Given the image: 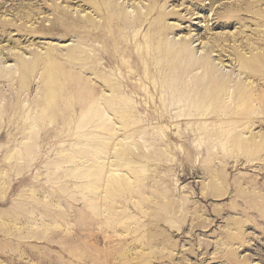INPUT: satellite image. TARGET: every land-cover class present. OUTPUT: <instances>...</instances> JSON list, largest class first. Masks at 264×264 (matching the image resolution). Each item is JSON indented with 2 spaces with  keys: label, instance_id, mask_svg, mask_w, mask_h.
<instances>
[{
  "label": "rangeland",
  "instance_id": "374dc122",
  "mask_svg": "<svg viewBox=\"0 0 264 264\" xmlns=\"http://www.w3.org/2000/svg\"><path fill=\"white\" fill-rule=\"evenodd\" d=\"M95 1L96 4L92 0H0V69L5 70L7 65L17 67L19 58L32 61L36 53L45 56L49 47L55 48L53 52L63 63L66 57L60 56L59 51L64 54L67 47L79 41L84 42V50H92L90 55L97 58L98 50L111 43L106 44L101 35H95L103 30L108 36L112 32L92 12L93 6L104 9L107 3L122 5L123 16L130 21L136 11L153 7L152 14L146 17L147 24L125 28L114 39L115 45L131 43L129 48H123L119 58L130 61L129 53L136 54V34L145 51L150 40L157 42L150 29L157 21L162 30L167 29L164 35L168 39L191 43L196 56L210 54L221 74L232 75L236 82L240 73L242 77L250 76L247 83H252L253 108L261 125H254L243 138L253 144L255 138L250 133L264 137V0ZM59 15H64L62 20ZM76 20L85 28L66 35L43 30ZM241 57H256L258 61H247L250 68L241 70ZM44 67L33 73L30 85L21 91L15 81L9 85L7 78L0 79L3 99L18 96L21 105L27 107L44 86ZM128 71L103 66L97 76L90 72L72 77L90 81L101 91L103 79L119 81L128 78ZM134 78L133 82L137 77ZM79 90L64 89V99L62 90L56 92L59 103L74 105L65 109L72 114L69 125L64 123L68 136L37 134L27 140L19 134V128L24 126L9 122L7 117L0 120V264H264V140L256 138L262 150L251 156H211L204 152L183 156L179 151L187 146L171 140L166 142L172 148L165 157H158L145 167H139V163L133 169L112 167L110 174L117 182L137 181L108 189L109 182H105L101 200L100 190L92 192L87 185L103 176L82 172V167L87 171L95 169L101 161L95 163L93 157L80 161L78 154L86 147V151L93 150L86 138L92 131L98 133L92 124L78 123L79 117L88 113L94 117L91 109L79 106L87 95L85 90L79 94ZM126 90L128 97L145 104L144 95ZM150 112L144 108L139 114L144 117ZM164 123L154 125V130L159 132L161 129L156 127H162L167 134H179L188 131L192 124ZM46 127L57 134L63 129V125ZM117 127L112 125L115 130ZM112 132H103L97 138L113 141ZM120 134L117 132L115 137L120 139ZM190 139L193 143V137ZM130 145L136 160L137 149ZM192 172L198 174L192 177ZM219 175L218 181L212 179ZM214 181L218 185L210 186Z\"/></svg>",
  "mask_w": 264,
  "mask_h": 264
},
{
  "label": "bare ground",
  "instance_id": "6f19581e",
  "mask_svg": "<svg viewBox=\"0 0 264 264\" xmlns=\"http://www.w3.org/2000/svg\"><path fill=\"white\" fill-rule=\"evenodd\" d=\"M92 1L95 4L97 3L95 0ZM93 7L92 12L97 14L99 21L102 19L106 23L107 28L105 29L108 30L110 28L112 32L109 36L107 35L108 32L105 33L104 30L100 33L96 32L95 38L101 35L103 41L106 44L110 42L111 45L102 46L98 50L97 58H93L90 55L92 50H84L81 47L84 42L79 41L75 46L67 47L64 54L59 51L60 56L66 57L63 63L59 62V56L56 52H53L55 48L49 47L46 50L45 56L36 53L32 61L19 58L21 62L17 67L7 65L3 71L1 68L0 79L7 78L6 81L9 85L15 81L14 84L18 87L19 91L30 85L33 73L41 66H45L44 71L47 77L45 75L41 77V80L46 78V81L43 80L44 86L41 88L40 95L31 101L29 100L26 105L27 107L21 105L20 97L18 96L12 95L11 97H7V99H3V95L0 94V101L3 99L2 105L0 102V120L4 121L7 117L9 122H18V124L24 126L19 128L21 131L19 134L27 140L37 134H42L45 137H56L67 133L68 136L69 131H65L64 123L69 125L72 114L70 111H67V108L71 109L74 105L68 102L70 101V97L67 100L68 103H59V99L56 100V92H61L60 90H62L61 97L63 98L64 95L62 94L66 93H63L64 89L70 91L77 87L85 90L87 95L82 100L80 99L81 97L79 98V101L81 100L79 106L83 109L87 107L91 109L94 112V117H90L88 113L79 117L78 123L84 126L92 124L98 130V133L92 131L86 138V143H89L88 145H91L93 150L86 151V147L78 154H80V161L88 157H90V160L93 157L95 163L101 161L95 169L87 171V168L84 170V167H82V172L85 175L98 174L103 176L98 181L96 179V181H92L90 185H87L91 188L89 190L92 192L96 190L99 192L100 190V196L105 192V190L103 192L105 182H109V185H107L108 189L109 187H120L137 181L124 179L122 180L124 183H122L117 178L119 180L117 182L114 175L110 174L113 171L112 167L117 166L122 168L123 166L133 169L136 167L134 165L138 163L140 164L139 167H142V165L145 167L156 158L165 157L169 149L172 148L170 143L166 145V142L171 140L180 141L187 146L186 150L182 148L179 151V155L182 154L183 156H188L190 153L198 155L203 152L211 156L218 154H229L231 156L236 154L237 156L240 153L251 156L262 150L259 149L260 144H257L258 142L256 141V138L259 141H263L264 137L262 135L255 136L250 133L251 138H255L253 144L243 138L245 132L249 133L254 125H261L255 113V108H253L252 102L254 98L252 99L250 92L252 83H247L249 75L244 74V77H242L243 73H240L236 77V82L232 78V75L226 76L221 74V70L217 69L210 54L205 53L203 56L201 54L196 56L197 52L194 53L191 43H175L173 40L168 39V35L166 33L164 35V31L167 29L162 30L157 21L150 25V29H153V35L157 37V42L154 43L150 40L147 51H145L143 48H140L138 35L136 34L134 41L137 48L136 54L130 52V61H124L119 56L123 54V48H129L131 43L128 42L129 44L127 45L118 42L115 45L113 44V42L115 43L114 39L125 28H141L147 24L146 17L152 14L154 8L148 7L144 12L136 11V16L130 21L123 16L124 7L122 5L107 3L104 5V9L101 5ZM28 14L30 13H27L29 18ZM63 16L59 18L62 20ZM79 23H81L80 20H76L71 24L53 25L46 29L42 27V29L47 31L55 30L66 35V33L72 32L75 29L81 30L85 28V25L79 26ZM91 23L94 24V21ZM242 58L239 59L242 65L241 70L243 68H250L247 61H256V57L251 60H243L244 58ZM103 66H114L120 70L123 68L130 69L128 71L129 82L127 77H123L119 81L106 77V79H103L104 85L101 86L102 90L99 91L94 83L90 85V81H77V79H73L72 77L76 78L77 73L85 75L90 72L97 76ZM256 71L254 70V72ZM124 74V72L120 73L121 77ZM133 77H137L134 82ZM123 79L125 80L123 81ZM126 89H131L134 94L144 95L146 99L145 104L137 103L128 97ZM81 90L78 91L79 94L84 92H80ZM99 93L101 95L100 98H98ZM72 95L74 96V93ZM80 107L79 109H81ZM144 108L152 110V112L142 117L139 111H143ZM63 110L68 113L64 114ZM10 113H12V117H10ZM186 121L189 124L192 123L191 128L179 134H167L162 127H156L161 129L159 132L154 130L156 125L164 122L181 125ZM95 122L96 125H94ZM52 125H56L57 127L63 125V129L58 134L57 132H53L52 128L45 129L46 126ZM112 125L118 126L116 128L117 131L112 128ZM103 132H112L110 136L114 140L101 139V136L97 138V135ZM117 132L121 133L119 135L120 139L115 137L117 136ZM191 137H193V143L190 142ZM129 142L134 145V150L137 149L134 153L137 156L136 160L131 155V143ZM211 143L214 145L212 146ZM84 144L82 143V145ZM113 146H117V148L113 149ZM25 149L27 151V148ZM27 152L29 153V151ZM111 152L113 158L110 157ZM68 161L67 163L70 162ZM197 174L198 172H192V177ZM219 178L220 175L212 179L218 181ZM216 181L212 184L210 183V186L218 185L215 184ZM109 196L111 197L112 195Z\"/></svg>",
  "mask_w": 264,
  "mask_h": 264
}]
</instances>
